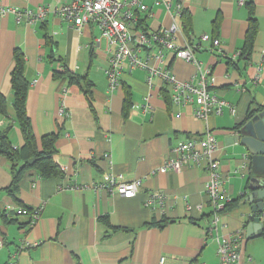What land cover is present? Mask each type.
<instances>
[{"label":"crops","instance_id":"obj_1","mask_svg":"<svg viewBox=\"0 0 264 264\" xmlns=\"http://www.w3.org/2000/svg\"><path fill=\"white\" fill-rule=\"evenodd\" d=\"M156 1L143 0L147 10L136 12L145 31L167 28L177 4L188 11V31L180 13L176 17L181 30L176 43H189L200 68L210 69L208 89L225 102L221 114L197 118V99L173 104L172 88L164 80L149 79L147 68L126 60L119 87L109 91L104 70L112 49L94 25L77 30L56 14L29 24L18 22L14 12L0 17V92L11 98L13 51L19 48L25 56L26 111L34 135L38 142L57 135L53 159L63 172L51 179L26 172L13 198L6 191L10 165L0 156V264H218L219 244L239 231V264H264V235L245 236L250 204L242 198L224 210L246 191L250 173L245 150L228 145L227 137L252 111L264 109V0H166L172 4L169 10ZM40 4L53 7L54 1L0 0V6L16 12L33 11ZM251 9L258 30L247 58L242 48ZM204 35L209 41L202 40ZM212 40H219L220 50ZM162 60L160 65L179 81L199 84L193 64L166 49ZM149 65L157 62L152 59ZM65 68L91 81L93 108L65 75L55 77L54 71ZM60 108L65 115H59ZM205 133L218 144L216 157L228 199L216 229L211 226L206 169L186 166L177 173L160 172L173 148ZM10 138L15 148L23 145L18 126ZM106 175L139 181L136 196L124 198L115 189L100 188ZM19 207L42 210L31 223Z\"/></svg>","mask_w":264,"mask_h":264},{"label":"built area","instance_id":"obj_2","mask_svg":"<svg viewBox=\"0 0 264 264\" xmlns=\"http://www.w3.org/2000/svg\"><path fill=\"white\" fill-rule=\"evenodd\" d=\"M54 5L40 4L33 11L16 12L12 8L0 6V17L14 12L18 22H43L49 14L58 15L61 20L70 23L77 30L88 26H96L101 36L112 49L108 66L104 70L107 78L108 89L112 91L119 87V76L122 73L123 63L126 61L133 67L147 68L149 79L154 76L164 80L173 91L171 95L173 104L193 103L196 99L194 115L199 119H206L210 115H219L225 102L209 91L208 75L210 69L202 70L189 43L178 45L176 39L181 33L176 21L182 10L180 4L176 5L175 16L167 28L147 32L136 28L137 11H146L147 6L143 0H53ZM243 1H241L242 3ZM163 4L166 10L172 6L171 2L158 0L155 5ZM203 41H209L208 36H202ZM214 48L220 50L219 40H212ZM174 52L175 58L193 64L200 75L198 85L190 81H179L173 72L160 65L163 63V50ZM145 52L143 56L140 53ZM154 59L157 65L150 66L149 61ZM59 115H65L63 108L59 109ZM219 149L215 137L211 133L188 139L180 143L171 151V157L167 158L160 169L161 173L168 171L177 173L183 167L203 166L208 175L206 194L212 207L211 226L216 229L219 213L224 207V201L228 200L223 194L222 179L219 172V163L216 152ZM245 157V156H244ZM246 159V157L244 158ZM139 181H121L113 175H106L100 188L115 189L116 193L124 198H133L137 194ZM159 196V194H156ZM159 200V199H157ZM152 199L146 200L147 204ZM42 207L27 209L19 207V214L28 216L34 223L41 214ZM243 238V231L237 232L229 239L219 244L218 264H239V241ZM7 264H17L10 261Z\"/></svg>","mask_w":264,"mask_h":264},{"label":"trees","instance_id":"obj_3","mask_svg":"<svg viewBox=\"0 0 264 264\" xmlns=\"http://www.w3.org/2000/svg\"><path fill=\"white\" fill-rule=\"evenodd\" d=\"M179 20L184 31L190 29V15L186 9L181 10ZM144 19L138 16L136 28L145 31ZM258 30V22L254 17L252 9L249 12L248 28L246 31L242 55L250 56L255 36ZM14 66L10 73V84L12 95L7 99L0 92V119L5 121L0 125V156L4 157L9 162L11 170V183L6 188V191L16 198L18 184L26 172L35 171L36 174L43 179H51L62 177L63 172L60 167L54 162V155L57 153L55 142L57 135L49 134L41 137L40 142L37 141L30 118L26 111V98L29 89V81L25 76V56L22 50L16 48L13 51ZM55 77L65 75L71 84L77 85L85 94L89 105L93 108L90 96L91 81L86 75L70 72L67 68L62 71H54ZM167 85V84H166ZM168 89V88H167ZM169 95L170 90L168 89ZM127 101L129 99L126 96ZM251 114H249V117ZM18 126L22 138L23 145L15 148L10 138V134L14 126ZM33 159L32 163H28ZM237 199L228 202L226 208H232L238 201Z\"/></svg>","mask_w":264,"mask_h":264},{"label":"water","instance_id":"obj_4","mask_svg":"<svg viewBox=\"0 0 264 264\" xmlns=\"http://www.w3.org/2000/svg\"><path fill=\"white\" fill-rule=\"evenodd\" d=\"M226 143L245 150L249 165L243 201L251 206V217L246 229V238L264 235V109L251 112L227 137ZM31 159L28 163H32Z\"/></svg>","mask_w":264,"mask_h":264}]
</instances>
